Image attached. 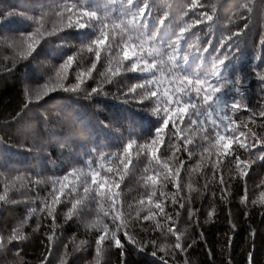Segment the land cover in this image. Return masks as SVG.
<instances>
[{"label":"trees","instance_id":"1","mask_svg":"<svg viewBox=\"0 0 264 264\" xmlns=\"http://www.w3.org/2000/svg\"><path fill=\"white\" fill-rule=\"evenodd\" d=\"M202 2L209 11L212 4L216 5V17L212 28L199 25L192 29L182 43L181 54L189 57V71L202 72L211 66L210 59L201 61L197 58L196 49L206 46L210 38L214 45H218L222 35L242 29L247 23L248 29L236 41L240 54L229 62L228 73L230 76L239 73L249 77L253 56L264 34V0ZM65 3L91 6L99 9L101 14H110L117 7L112 0H0V195L6 196L4 201H0V235L7 238L14 228H19L26 237L11 244L6 243L5 248L0 249V264H42L45 256L51 264H61L62 259L66 264H161L162 256L169 264H185V261L188 264H227L229 258L231 264H247V252L250 249L254 252V264H264V160L254 159L252 154L241 150L242 160H254L246 177L241 178L228 160H224L222 168L214 170L213 164L217 162L215 152L213 150L201 155L197 147L201 143L198 134H193L195 143L188 146L191 157L183 150L173 156L164 146L158 153L162 157H172L173 165L179 166V160L185 162L181 170V183L185 185L182 195L190 199V205L186 204L184 209L172 203V194L176 191L172 183H163L162 176L157 177L155 185L147 179L158 170L155 161L150 162L143 153L137 155L133 151L132 163L126 172L121 165L120 174L124 179L120 188L115 190L119 194L118 203L122 206L120 211L124 216L131 214L129 232L137 241L146 244L143 250L129 243L123 233H119L124 244L123 254L114 242L109 241L107 246H102L104 250L97 261L95 240L100 232L90 225L97 221L110 224L111 216L103 215L109 211L110 205L107 202L98 204L91 196L84 197L81 188L78 198L83 199L71 220H66L65 214L74 200H64L62 204L52 206L56 215V234L49 254L47 237L52 234L53 222L46 211H41L43 204L36 199V192L41 198L47 197L52 190L51 179L61 177L73 168L87 171L86 161L90 154H95L96 166L104 163L106 169L120 164L116 158L105 163L99 159L98 153H120L122 144L130 138L143 144L160 125L158 117L147 111L151 107L147 101L144 104L125 101L121 92L140 82L141 75L123 71L115 78L116 83L105 85L106 94L86 98L83 93L73 94L58 89L40 101L39 106L31 104L29 109L21 112L27 99L25 87L38 89L49 77L54 78L59 64L78 46L92 39L93 33L74 30L62 32L59 37H50L42 42L28 60H20L16 50L4 39L32 31V21L28 17L50 12ZM151 3L157 13L165 10L170 12L173 28L179 25L182 17L188 19L184 17V12L191 0H151ZM249 7L252 9L250 13L247 10ZM241 16L248 19L242 20ZM55 19L54 16L46 18L47 26L51 27ZM209 52H212L211 48ZM101 55L102 59L93 71L96 79H88L85 85L89 90L96 86L101 78L99 72L104 71L107 63L105 53ZM92 59L86 50L77 57L83 68L89 67ZM69 80L74 82V73L70 72ZM261 96H264V92L259 81L251 79L247 87V102L258 109L257 100ZM17 112H21V116L14 121L12 117ZM235 119L238 123H248L253 131L264 136V118L258 117L253 124L249 121V113L242 111ZM180 127L185 125L181 124ZM190 131L182 135H189ZM173 142L178 143L175 139ZM221 172L230 185L225 199H221ZM17 176L24 177V181L15 180ZM37 179L45 183H28L29 180ZM112 179L110 176L109 186ZM115 179L118 180L119 176ZM189 183L192 186L190 192L187 188ZM245 189L247 201L242 203ZM153 190L156 195L152 198L153 203L149 204L147 197ZM161 191L165 193L164 197L160 196ZM140 199L145 201L143 207L139 205ZM254 200L255 204L252 203ZM157 201L172 215L176 229L183 234L184 244L192 245L186 252L181 253L172 248L175 237L166 233V227L162 232L154 228V221L136 222L137 212L142 217L147 214L148 208L154 209ZM130 204L131 208L128 207ZM33 208L36 209L35 213L31 212ZM189 208L199 210L196 216L189 217ZM213 209L214 213L209 219L208 213ZM156 211L155 219L166 226L168 222ZM232 225H235L234 229ZM253 230L256 233L254 240L250 236ZM229 236L233 237L230 248L227 245ZM81 241L86 243L81 245ZM149 241L156 242L155 249ZM164 247L168 255L160 250ZM153 250L157 252L156 256L152 255Z\"/></svg>","mask_w":264,"mask_h":264},{"label":"snow or ice","instance_id":"2","mask_svg":"<svg viewBox=\"0 0 264 264\" xmlns=\"http://www.w3.org/2000/svg\"><path fill=\"white\" fill-rule=\"evenodd\" d=\"M114 5L112 13L101 14L100 10L83 4L65 3L52 9L50 12H42L39 16L28 17L32 21V31L21 34L19 37L5 38V43H10L18 54L20 60H28L37 52L42 42L50 37H59L60 33L67 30L78 32L93 33V38L78 46L77 50L68 55L59 67L55 70V77H49L47 81L38 89L25 87L26 100L23 103L21 112L29 109L31 104L39 106V102L44 100L50 93L59 90L64 92L80 94L83 93L86 98L104 93V87L108 84L116 83L115 78L123 73H138L141 75L140 82L130 85L126 91L121 92L126 102H137L144 104L146 101L151 105L147 111L158 117L160 125L154 130V134L143 144H138L135 139H128L122 144V152L109 153L101 151L98 157L105 163L113 158L119 159L120 164L105 169L104 163L96 166L95 154H90L86 161L88 170L82 168H73L61 177L51 179L52 190L47 197L41 198L39 192H36V199L43 204L41 211H46L51 217L53 226L52 234L48 235V252L51 254V242L56 234V215L53 205H59L64 200L75 201L72 207L65 214L66 220L73 218L77 206L83 198H78L82 188L84 197L91 196L98 204L107 202L110 209L104 212L105 217L111 216L109 223L97 221L91 224V227L99 229L100 234L95 240V249L97 261L103 252L102 246H107L108 242H114L115 246L121 249L123 254L124 244L119 238V233H123L127 241L138 245L141 250L146 247L137 241L129 232L131 214L124 216L120 211L121 205L118 203V192L120 183L124 176L122 169L126 172L132 163V152L137 155L143 153L149 158V161H155L158 170L155 175H149L148 180L152 185L157 183V177L162 176L163 183H172L176 189L172 194V203L178 204L180 209H184L186 204L190 205V199L182 195L185 185L181 183V170L185 162L179 160V166L172 164V157H162L158 155L161 146L166 151L171 152L173 156L183 150L188 152L191 157L192 152L189 145H193L195 140L193 134H198L201 143L197 147L201 150V155L211 153L213 150L217 162L213 164V169L223 167L224 160H228L238 170L241 178L248 174L251 163L254 160H242L240 151L252 154L254 159L264 160V136L258 135L248 126V123L239 122L235 119L238 113L246 111L249 113V121L255 123L257 118H264V96L257 100L259 108L249 105L246 100L247 87L251 79L258 80L261 85V91L264 92V34L259 41V49L253 56V62L250 67L249 77L242 74L229 75L228 64L237 59L240 54L237 39L248 29L249 25L244 24L242 29L230 31L227 35H222L218 45H214L210 38L207 45L202 49L195 50V55L201 61L210 59L211 66L202 72L189 71V57L187 54H181V45L188 38L192 29L199 25H206L212 28L216 17V5H211V11L202 0H191L184 17L181 18L179 25L175 28L171 26L170 12L165 10L157 13L151 0H112ZM248 12L252 9L249 7ZM191 13V16L189 14ZM54 16L56 19L51 27L47 26L46 18ZM242 20L248 17L241 16ZM212 52H209V49ZM92 55L90 66L83 68L77 57L83 51ZM102 52L105 53L107 63L104 65V71L99 72L101 77L95 87L89 90L86 87L88 79L93 77V71L97 69V64L102 59ZM75 63V68L73 67ZM11 71V68H8ZM74 73V82L69 80V75ZM106 94V93H104ZM17 112L12 119L15 121L21 116ZM184 124L185 127H180ZM189 135L182 133L189 131ZM167 137V139H165ZM178 143H174L173 141ZM135 145V148H134ZM207 145V146H205ZM255 150V151H254ZM199 167V165H197ZM166 170V171H165ZM147 171V170H146ZM103 173V174H102ZM119 179H115L116 176ZM113 177L111 186H109V177ZM215 176V171H214ZM72 177V179H70ZM24 177L17 176L15 180L24 181ZM32 185L45 183L42 180H29ZM219 185L221 199L228 195V185L224 179L223 173H220ZM58 186V187H57ZM191 184L187 185L189 192ZM207 188V183L205 184ZM8 185H5L7 191ZM107 188V191L105 189ZM215 193H213L214 195ZM156 193L153 190L147 197L148 203H153V196ZM161 197L165 193L161 191ZM264 196V193H262ZM49 197L51 198L49 200ZM63 197V199H62ZM6 196L0 195V201H4ZM247 201V190L242 197L241 202ZM144 199L139 200V205L144 206ZM253 204L256 201H252ZM129 208L132 205H128ZM160 214L167 225H162L155 216ZM198 209L189 208V217L196 216ZM32 213L36 209L31 210ZM214 209L208 213L211 219ZM179 216V212L176 213ZM136 222L154 221V228L175 237V243L172 245L174 250L181 253L191 248V244L185 245L182 240V233L176 229V222L173 220L161 202L157 201L155 207L148 208L147 214L141 217L139 211L136 214ZM198 223V219H197ZM111 225V226H110ZM235 228V225H232ZM201 238L203 233L201 232ZM255 231L250 236L255 239ZM19 228H14L10 235L5 238L0 235V249H4L7 244L13 241L24 240ZM233 237L229 236L227 245L230 248ZM86 242L81 241V245ZM156 248L155 241H149ZM254 248V245H253ZM161 251L168 255L166 247ZM153 256L157 252L153 250ZM209 255L212 253L209 251ZM174 256V253H173ZM161 264H169L168 260L160 257ZM42 264H51L48 257L45 256ZM61 264H66L62 259ZM185 264H188L185 261ZM227 264H231L229 258ZM247 264H254V252L252 249L247 252Z\"/></svg>","mask_w":264,"mask_h":264}]
</instances>
